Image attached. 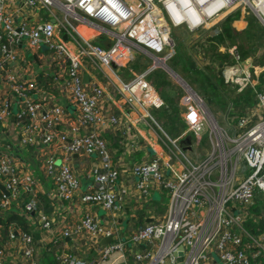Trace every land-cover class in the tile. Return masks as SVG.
Wrapping results in <instances>:
<instances>
[{
    "label": "built area",
    "instance_id": "1",
    "mask_svg": "<svg viewBox=\"0 0 264 264\" xmlns=\"http://www.w3.org/2000/svg\"><path fill=\"white\" fill-rule=\"evenodd\" d=\"M253 1L20 0L25 8L45 14V19L26 24L15 23L14 15L5 10L6 0H0V126L11 119L15 136L11 144L0 140V219L7 211H17L27 226L45 234L42 241L54 245L59 264H177L179 249L181 264H264V91H254L250 66L243 68L235 48H229L232 64L222 68L223 82L238 93L251 88L256 100L250 114L231 123L229 133L208 121L199 100L185 92L181 138L197 139L208 130L210 150L198 161L186 157L179 141L157 136L148 109L163 104L145 80L147 73L171 58L172 29H207L235 4L250 7ZM82 27L101 28L108 44L101 47L82 38ZM131 42L154 61L147 71L124 82L117 72L137 50ZM20 50L43 58V68L54 70L49 76L54 89L50 87L64 106L42 100L38 72ZM88 70L100 77V84L83 82ZM105 87L121 100L123 113L118 116H106L101 109ZM128 121L144 123L156 140L151 157L128 168L136 192L134 206L150 219L138 227L128 224L134 218L123 206L129 204L128 193L118 184L119 171L101 137L105 127L117 128ZM133 140L131 135L128 150ZM22 151L31 154L51 181L56 204L75 200L82 207L97 208L108 215L105 222L84 211L72 227L49 232L54 216L43 213L36 179L20 156ZM74 154L95 160L85 174L90 182L86 192L79 191L71 168ZM152 190L166 199L161 214L150 202ZM5 236L17 244L22 264H41L39 253L45 245L31 234L11 222ZM105 238L108 242L101 243ZM5 248L0 241V264H13Z\"/></svg>",
    "mask_w": 264,
    "mask_h": 264
},
{
    "label": "rangeland",
    "instance_id": "2",
    "mask_svg": "<svg viewBox=\"0 0 264 264\" xmlns=\"http://www.w3.org/2000/svg\"><path fill=\"white\" fill-rule=\"evenodd\" d=\"M250 6L251 7H247L245 4H235V6L230 8V12H226L223 17L217 19L216 23L207 29L196 32H190L183 28L172 29L170 36L175 50H179L184 57L190 58L196 62V65L199 68L203 67L205 60L201 57V52H203L202 48H207V45H209L208 43L213 42L212 38L217 33V27L229 14L238 13L239 18L232 21L230 24L237 36H234L232 43H230L228 39H225L221 44L218 43L217 49L220 53L226 54L229 48L234 47L239 56L240 50L241 52H245L248 56L241 61L248 60L250 75L251 72L258 74L264 69V66L259 67L256 64V61L264 57V24H262L264 23V20L257 12L251 9L253 8V4H251V2ZM254 13L257 14L262 22L255 16ZM80 36L91 40L93 43H96L101 47H105V45L108 44L105 39V32L101 28L91 30L82 27L80 28ZM165 65L169 70H171V58L165 63ZM151 66L152 60L147 55L139 50H133L130 52V59L127 64L121 68L119 72H117L118 77L124 82L130 81L134 75L144 73ZM212 67L214 68L213 77L218 79L217 75L219 68L216 65ZM95 73L99 75L97 72ZM173 73L178 76V78H180L198 97L206 119H208V121L210 120L218 128L226 131V133H229V126L232 123L230 118H233L236 112V109L231 105L234 96L238 93L236 92V87H233L231 84H227V87H224L223 92V97L225 99L222 97L223 101L219 100L216 104L213 100L207 99L204 95L200 94L195 87H190L182 79L184 77L182 74ZM145 80L153 87L163 104L159 109H148V113L155 124L153 129L159 137L165 136L171 141L180 142L185 137L184 135L181 138V135L184 134L185 131L184 121L182 118L184 107L186 105L185 92H187V90H185L179 82H177V80L160 67L147 73ZM160 82H165L166 86ZM253 82L255 86L258 84L255 80ZM259 88L261 89L260 91H264V80L263 84H260ZM41 89L44 91L47 90L50 93L54 92L51 87L48 89ZM253 108L248 109L244 116L250 114ZM158 111H160L161 115ZM253 121H255V117L247 123L246 127L248 128V126L253 124ZM147 122L150 126H152L150 120ZM207 132L208 130L206 129V131L202 132L201 136L197 139L189 137V150L184 152L186 157H188L191 161H198L209 152L210 141ZM165 207L166 199H163L161 205L157 207L159 214L162 213Z\"/></svg>",
    "mask_w": 264,
    "mask_h": 264
},
{
    "label": "crops",
    "instance_id": "3",
    "mask_svg": "<svg viewBox=\"0 0 264 264\" xmlns=\"http://www.w3.org/2000/svg\"><path fill=\"white\" fill-rule=\"evenodd\" d=\"M5 10L14 15L13 21L15 23L23 22L26 24H33L38 20L45 19V14L42 10H29L25 8L24 5H22L20 0H6ZM20 51L22 52L23 57H25L26 60L32 61L34 63V70L36 73L38 72L39 74L45 72L48 76H51L54 73V70L52 69L43 68L42 62H40L43 61V58L42 60H39V58L37 59L35 56H32L27 52H24L23 50ZM42 55L45 54L43 53ZM84 73L85 75L82 78V80L84 79V83L89 82V86L100 84V77H97L89 70ZM51 87L54 89L53 85H51ZM104 89L105 93L100 102L101 109L104 115L107 116L114 114L118 116L119 113H123L121 111L123 110V106L116 92L110 87H105ZM51 99H53L54 103L58 105L60 104L64 106L66 103L62 98L55 94V91L53 93H50L47 90L43 91L42 100L46 102L50 101ZM14 111L15 107L12 106L11 112ZM11 123L12 120L9 119L6 126H0V140L4 144H11L15 141V136L12 133ZM131 135L134 136V146L130 150H128L127 145L129 144L128 141ZM101 137L105 140L107 146L110 149L112 163L119 171L118 184L119 186L125 187V190L128 193L127 199L129 201V204L123 206H126V210L133 212L134 218L131 219L132 221H126L128 219L125 216L121 217L120 219H122V223H125V225L128 222V224L131 223L130 225H133L134 227L141 226L144 222H147V220L150 219L145 218L146 213L143 211V209L136 210L137 208H135L136 205L133 201L136 196V192L134 190V180L130 176L128 168L131 164L136 163L143 158L148 159L149 157H151L152 150H154L156 146V140L151 134H148L146 125L144 123L134 121H128L127 123H124L122 126H118L117 128L105 127L101 132ZM19 154L21 157H24L26 162L29 164L31 173L36 179V192L38 199L42 204L43 213L46 215L52 214L54 216V224H52V229L49 232L55 234L58 231L59 227H72L82 217L84 211L92 212L99 222H105V218H107L108 215L97 208L91 206L82 207L75 200H72L71 202H63L60 205L56 204L51 193L52 183L39 171L37 162L32 159L31 154L26 153L25 151H22ZM92 163H95L93 157H84L80 154H74L71 156L70 164L71 168L76 172L79 181L80 192H86L90 187V182L85 177V174ZM162 200L163 195L156 190H152V192L150 193V202L154 209L157 210V207L161 205ZM16 212L17 211L13 209L7 211L5 213V217L9 216L20 219ZM125 213L127 212L125 211L124 214ZM116 214L119 215L121 214V212H116ZM14 221L16 220H13V222ZM19 229H26L25 232L31 234L32 238L38 244H42L43 246L45 245L43 247V250L39 253L41 264H57L54 256V245L47 244V241H42L45 240L44 233L37 230L35 226L32 227V225L26 226L24 229L20 227ZM0 239V241L5 244V246H7V248H5V252L8 253V262L13 264H22L21 260L19 259L17 244L9 243L7 241L5 236V227L1 225Z\"/></svg>",
    "mask_w": 264,
    "mask_h": 264
},
{
    "label": "trees",
    "instance_id": "4",
    "mask_svg": "<svg viewBox=\"0 0 264 264\" xmlns=\"http://www.w3.org/2000/svg\"><path fill=\"white\" fill-rule=\"evenodd\" d=\"M238 18V13H231L217 27V33L212 38L213 42L208 43L209 45H207V48H202L203 52H201V57L205 60V64L203 63L204 65L201 68H199L196 65V62H194L192 59L184 57V55H182L179 50H175V47L173 45V54L171 56L170 69L177 74H182L184 76L182 79L190 87H195L200 94L204 95L207 99L213 100L216 104L217 102H219V100L223 101L222 97L224 87L227 85L223 82L222 79V68L224 66L232 64V59L229 56L228 52L226 54L220 53L217 49V44H221L225 39H228L229 42L232 43V41L234 40V36H237V34L233 31L230 24L232 21H235ZM247 56L248 55L245 52H241L240 50V60L247 58ZM256 64L259 67L264 66V57L256 61ZM214 65L219 68L217 75L218 79L213 77L214 68L212 66ZM251 79H254L258 83L256 86H254V91L260 92L261 89L259 88V86L260 84H263L264 69L258 74H254L251 72ZM36 82L38 87L46 89H48L52 84L51 77L46 76L43 73H39L37 75ZM162 83L164 86H166L165 82ZM254 91L251 88L247 87L234 96L231 105L236 109V112L235 116H233V118H230V121L232 123H235L237 119L243 117L247 113L248 109H251L255 106L256 100ZM158 112L161 115L160 111ZM13 220H16L14 222H17L16 224L19 226V228L22 227V229H24L27 226L22 219H17L16 217L9 216L5 217L3 220L0 219V225L6 227L9 223L13 222ZM258 228L259 231L263 230V226L261 224L258 225ZM250 230L253 231L252 227Z\"/></svg>",
    "mask_w": 264,
    "mask_h": 264
},
{
    "label": "water",
    "instance_id": "5",
    "mask_svg": "<svg viewBox=\"0 0 264 264\" xmlns=\"http://www.w3.org/2000/svg\"><path fill=\"white\" fill-rule=\"evenodd\" d=\"M255 14V13H254ZM255 16L259 19V17L257 16V14H255ZM260 20V19H259ZM261 21V20H260ZM262 22V21H261ZM262 24H264V23H262ZM132 43V42H131ZM132 45L137 49V50H139V51H141V52H143L145 55H147L152 61H154V58H152L149 54H147L142 48H140L139 46H137V45H135V44H133L132 43ZM161 69H163L164 71H166L170 76H172L175 80H177V82H179V84L185 89V90H187L188 92H190L192 95H193V97L195 98V99H198V97L188 88V86L180 79V78H178V76H176L171 70H169L167 67H166V65L165 64H161L160 66H159ZM83 81H84V79H83ZM199 100V99H198ZM199 102H200V100H199ZM179 144L182 146V150L183 151H188L189 150V146H188V144H189V137L188 136H185L184 138H183V140H181L180 142H179ZM0 190H2V188L0 187ZM148 222L150 221V220H147ZM108 238H105V239H103L102 241H101V243H106V242H108ZM175 256H176V263L177 264H181L180 263V256H181V251H180V249L178 250V252L175 254Z\"/></svg>",
    "mask_w": 264,
    "mask_h": 264
},
{
    "label": "bare ground",
    "instance_id": "6",
    "mask_svg": "<svg viewBox=\"0 0 264 264\" xmlns=\"http://www.w3.org/2000/svg\"><path fill=\"white\" fill-rule=\"evenodd\" d=\"M251 9L257 12L260 15V17L264 20V0H254L253 8ZM246 66H248V60H244L242 62V67L245 68Z\"/></svg>",
    "mask_w": 264,
    "mask_h": 264
}]
</instances>
